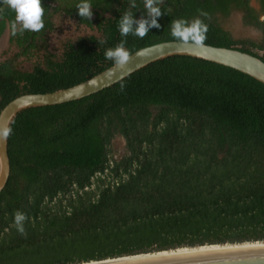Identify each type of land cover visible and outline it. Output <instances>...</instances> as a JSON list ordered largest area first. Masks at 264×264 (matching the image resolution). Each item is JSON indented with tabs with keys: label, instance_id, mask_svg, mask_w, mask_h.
Wrapping results in <instances>:
<instances>
[{
	"label": "trees",
	"instance_id": "1",
	"mask_svg": "<svg viewBox=\"0 0 264 264\" xmlns=\"http://www.w3.org/2000/svg\"><path fill=\"white\" fill-rule=\"evenodd\" d=\"M89 2L95 13L90 19L78 15L80 0L59 1L56 8L93 24L99 36L65 43L58 59L43 51L42 62L30 71L0 64V109L19 94L64 88L99 72L113 63L105 51L122 39L129 52L176 40L174 19L199 17L208 26L204 43L264 61L263 44L233 39L218 21L240 9L246 24L262 29L248 0H162L160 27L142 39L122 37L119 21L128 11L134 19L147 18L144 0H135L136 8L130 0ZM258 2L264 12V0ZM42 7L46 27L51 7L44 0ZM13 11L0 4V17L11 20ZM40 33H15L19 55L45 49L44 40L34 41ZM7 126L12 132L6 140L9 173L0 190V264H80L182 246L264 241V84L247 74L169 55L79 99L21 108ZM116 135L124 142L119 157L112 155ZM111 156L113 171L127 172L118 186L100 189L93 201L91 192L77 194L67 202L68 213L60 203H42L72 183L82 186ZM16 211L27 216L23 234L14 223Z\"/></svg>",
	"mask_w": 264,
	"mask_h": 264
},
{
	"label": "water",
	"instance_id": "2",
	"mask_svg": "<svg viewBox=\"0 0 264 264\" xmlns=\"http://www.w3.org/2000/svg\"><path fill=\"white\" fill-rule=\"evenodd\" d=\"M4 31V39L6 40L8 36V26L5 25ZM137 53L140 54L138 55ZM130 54V61L123 67H118L113 62L99 72L73 85L49 92L22 93L11 98L0 109V127L7 126L15 112L21 108L35 105L57 104L79 99L113 84L151 61L174 54L188 55L228 66L247 74L264 84V61L250 53L231 47L214 46L206 43H204L203 46L190 44L182 45L176 40H164L139 47L130 52ZM92 81H95V83H92ZM8 173L9 161L6 151V141L0 140V190L6 182ZM145 253L148 252L130 255ZM109 264H264V247L235 248L211 252H193L135 259L132 261H122Z\"/></svg>",
	"mask_w": 264,
	"mask_h": 264
},
{
	"label": "clouds",
	"instance_id": "3",
	"mask_svg": "<svg viewBox=\"0 0 264 264\" xmlns=\"http://www.w3.org/2000/svg\"><path fill=\"white\" fill-rule=\"evenodd\" d=\"M162 0H144V9H146L147 18L141 17L134 19L131 11L125 12L119 21V32L122 37L133 34L139 38H144L150 28H159L157 18L162 15L161 8L158 6ZM3 4L15 11V22L11 24L13 33L23 32L25 30L39 32L43 29V13L42 0H0ZM130 7L136 8L135 0H130ZM78 15L82 18L90 19L92 17V6L89 0H80L76 5ZM207 15V13H201ZM172 36L182 45L203 46L207 39L208 26L196 17L191 21L185 19H174L170 24ZM126 40L122 39L114 48L105 51V58L112 60L118 67L127 65L130 61L131 54L125 47ZM138 55L140 53H137ZM95 83V81H92ZM123 89V84L121 85ZM10 126L0 127V140L6 141L11 135ZM27 219L25 213L16 211L14 213V223L17 230L23 234L24 221Z\"/></svg>",
	"mask_w": 264,
	"mask_h": 264
},
{
	"label": "flooded vegetation",
	"instance_id": "4",
	"mask_svg": "<svg viewBox=\"0 0 264 264\" xmlns=\"http://www.w3.org/2000/svg\"><path fill=\"white\" fill-rule=\"evenodd\" d=\"M59 1L62 2L63 0H44V2L47 3L49 5V7H51L50 12L47 16L48 25L46 27H43V29L41 30L42 33L38 32L40 34H39V36H37L35 38L34 41L42 43V41L44 40L46 43V47L44 50H42V49L37 50L36 49V51L32 54V56L26 57V56L19 55L21 48H20V46H18L17 42L15 41V39H14L15 34L13 33V31L11 29V24L15 22V16H16L15 11H13L11 14L12 15L11 20H10V18H8V16L7 17L6 16L0 17V22H3L2 29L0 30V64H3L5 62H10V63H12V66L14 68L19 69L16 66L18 63V60H30L33 56H35L37 54L38 51H41V50L44 52L47 51L48 53H50L51 57L52 58L54 57L53 59H58L60 57L61 53L59 54V56H54L53 53H51L52 50H50L49 48L51 47V41L53 40L52 36L54 34L59 35L63 30V26L67 25V23H71L75 27L84 26V27L88 28L89 30H95L96 33H98L97 36H99V31L96 29V27L93 24L88 26L86 24L79 23L75 19V16L66 14L64 12V10H62L60 8L57 9L56 7H57ZM248 5L252 8V14H253V16L256 17L257 21L263 22L262 29L253 25V24H246L243 21L244 13L242 10H240V9H231V10H237L241 14L242 24H244L245 26H251L258 32V37L256 39H252L251 41H253V43H256V44H263L264 45V12H262L260 10L258 0H248ZM96 11H99V10H96ZM103 15L107 16L108 13L104 12ZM94 16H95V13L93 12L91 18H94ZM5 25L8 26V36H7L6 40L4 39ZM223 29H225V28H223ZM86 36H88V35H86ZM78 37H80V36L75 37V39H73V41H75ZM73 41L63 40V43L61 42L62 43L61 44V52L63 50V46L65 43L73 42ZM32 51H34V50H32ZM17 55H19V56H17ZM43 55H44V53H43ZM43 55L41 54V57H43ZM42 59L39 61L40 63L42 62ZM34 64H36V63H34ZM34 64H32V66ZM32 66H31V68H32ZM30 70H23V71H30ZM20 71H22V70H20Z\"/></svg>",
	"mask_w": 264,
	"mask_h": 264
},
{
	"label": "rangeland",
	"instance_id": "5",
	"mask_svg": "<svg viewBox=\"0 0 264 264\" xmlns=\"http://www.w3.org/2000/svg\"><path fill=\"white\" fill-rule=\"evenodd\" d=\"M219 24L225 28L229 34L234 39H256L258 37V32L251 26H245L241 21V14L237 10H231L225 17L218 16ZM86 35H94L97 36L95 30H89L84 26L75 27L71 23H67V25L63 26V30L59 35L54 34L52 36L53 40L51 41V47L49 48L51 53L54 56H59L61 53V44L63 40H71L75 39L77 36H86ZM62 42V43H61ZM47 50V49H46ZM43 51H38L35 56H33L30 60H18L17 68L19 70H30L32 64L39 62L43 55ZM54 58V57H53ZM112 147V155L114 157H119L124 152V142L123 139L116 135L111 140Z\"/></svg>",
	"mask_w": 264,
	"mask_h": 264
},
{
	"label": "built area",
	"instance_id": "6",
	"mask_svg": "<svg viewBox=\"0 0 264 264\" xmlns=\"http://www.w3.org/2000/svg\"><path fill=\"white\" fill-rule=\"evenodd\" d=\"M113 167L114 158L111 156L106 160L104 166L101 169L95 170L89 175L88 181L82 186L78 187L75 183H72L69 186L68 191H66L64 194L57 192L50 198L44 196L42 203L51 208H53L57 203H60V206L64 212L68 213L70 206L67 202L70 201V199H74L77 194L81 195L83 192H91L90 199L93 201L98 196L100 189H112L127 178V172H122L120 169L113 171Z\"/></svg>",
	"mask_w": 264,
	"mask_h": 264
},
{
	"label": "bare ground",
	"instance_id": "7",
	"mask_svg": "<svg viewBox=\"0 0 264 264\" xmlns=\"http://www.w3.org/2000/svg\"><path fill=\"white\" fill-rule=\"evenodd\" d=\"M250 248V247H264V241H254V242H241V243H225L219 245H201L197 247H179L174 250H161L151 253L145 254H138V255H128L113 259H104L101 261H90L86 263L80 264H109L115 262H122V261H132L135 259H144L150 257H160V256H167V255H176V254H184V253H193V252H211V251H218V250H226V249H235V248Z\"/></svg>",
	"mask_w": 264,
	"mask_h": 264
}]
</instances>
